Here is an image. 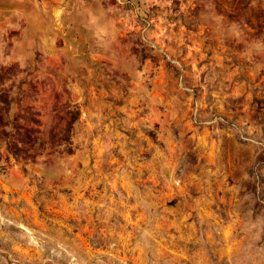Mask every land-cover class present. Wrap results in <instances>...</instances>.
<instances>
[{
  "label": "rangeland",
  "instance_id": "rangeland-1",
  "mask_svg": "<svg viewBox=\"0 0 264 264\" xmlns=\"http://www.w3.org/2000/svg\"><path fill=\"white\" fill-rule=\"evenodd\" d=\"M0 264H264V0H0Z\"/></svg>",
  "mask_w": 264,
  "mask_h": 264
},
{
  "label": "trees",
  "instance_id": "trees-1",
  "mask_svg": "<svg viewBox=\"0 0 264 264\" xmlns=\"http://www.w3.org/2000/svg\"><path fill=\"white\" fill-rule=\"evenodd\" d=\"M3 102H4V103H7L6 100H4ZM7 105H8V104H7ZM27 134H28L27 132L24 133V135L28 136V138H29V135H27ZM13 154H14V153H13Z\"/></svg>",
  "mask_w": 264,
  "mask_h": 264
},
{
  "label": "crops",
  "instance_id": "crops-1",
  "mask_svg": "<svg viewBox=\"0 0 264 264\" xmlns=\"http://www.w3.org/2000/svg\"><path fill=\"white\" fill-rule=\"evenodd\" d=\"M34 22V21H33ZM37 22V21H36Z\"/></svg>",
  "mask_w": 264,
  "mask_h": 264
}]
</instances>
